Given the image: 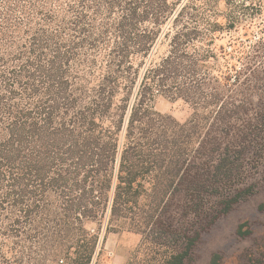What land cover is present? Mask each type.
Wrapping results in <instances>:
<instances>
[{"label": "trees", "instance_id": "obj_1", "mask_svg": "<svg viewBox=\"0 0 264 264\" xmlns=\"http://www.w3.org/2000/svg\"><path fill=\"white\" fill-rule=\"evenodd\" d=\"M249 7L261 15L264 0H0V264H92L87 224L129 220L149 237L177 182L235 181L264 108L242 131L247 45L219 41ZM159 96L191 118L156 112ZM194 238L154 244L185 264Z\"/></svg>", "mask_w": 264, "mask_h": 264}, {"label": "rangeland", "instance_id": "obj_2", "mask_svg": "<svg viewBox=\"0 0 264 264\" xmlns=\"http://www.w3.org/2000/svg\"><path fill=\"white\" fill-rule=\"evenodd\" d=\"M244 13L252 18L226 32L219 41L228 49L236 38L247 45V55L235 63L241 82L235 95L237 102L246 107L237 122L242 131L246 130V120L256 123L264 108V11L260 15L249 7ZM167 49V44H160L154 60L163 57ZM153 107L181 123L193 114L192 106L180 98L159 96ZM249 142L234 182H177L178 188L161 215V225L149 237L132 230L129 220L116 222L108 229L104 225L102 230L94 223L87 224L89 231L99 235L92 264H164L170 252L163 253L154 243L176 241L165 240V230L176 234L179 247L175 248L180 252L186 247V236L197 240L185 264H209L214 255L220 256L221 264H264V132ZM237 198L238 202L226 212L228 204ZM141 204L148 208L149 199L142 197ZM241 225L245 226L242 231L248 230L250 235L239 234Z\"/></svg>", "mask_w": 264, "mask_h": 264}]
</instances>
